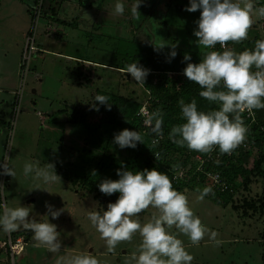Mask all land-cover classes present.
<instances>
[{"label":"rangeland","instance_id":"1","mask_svg":"<svg viewBox=\"0 0 264 264\" xmlns=\"http://www.w3.org/2000/svg\"><path fill=\"white\" fill-rule=\"evenodd\" d=\"M123 2L125 13L115 15V0H0V159H6L16 172L15 178L0 176L2 199L10 207L32 205L40 215L46 211L45 202L64 208L57 219L49 217L61 234L59 253L36 246L30 231H0V264H55L57 256L76 255L92 246L106 249L87 212L103 211L118 193L106 196L97 183L117 179L116 169L122 165L133 172L138 169L129 164L128 147L120 149L112 142L115 131L109 136L105 132L104 126L111 123L101 119L102 110L94 112L89 103L97 94L142 100L147 89L122 69L152 42L176 43V50L197 51L202 57L211 50L195 44L193 29L200 10H184L188 0H145L138 9L139 20H133L128 11L133 0ZM248 35L255 40L264 38L262 19H254ZM27 37L34 39V50L25 59ZM79 62L93 64V83H74L72 71ZM263 113L264 109H254L251 115ZM93 126L96 130L91 136ZM117 126L124 128L126 123ZM240 152L244 161L257 156L255 149ZM169 156L171 162L182 158L173 151ZM103 157H109L110 165L93 174ZM26 161L38 162L40 167L54 163L61 181L46 185L51 193L31 189L36 181L23 175ZM256 170L247 179L239 178L229 193L218 194V202L209 194L197 199L200 189L212 188L208 176L195 179V186H190V180L180 189L173 186L187 196L201 222L216 233L214 239L206 234L196 245L179 236L193 256L192 264H264V159ZM153 213L156 209L150 206L138 218L144 223ZM171 231L177 230L173 227ZM140 241L139 234H134L113 252L125 253L121 247L129 244L123 264H132L128 258L138 249L132 244ZM114 260L121 261L118 256Z\"/></svg>","mask_w":264,"mask_h":264},{"label":"clouds","instance_id":"2","mask_svg":"<svg viewBox=\"0 0 264 264\" xmlns=\"http://www.w3.org/2000/svg\"><path fill=\"white\" fill-rule=\"evenodd\" d=\"M144 2L133 0L128 9L133 20L140 19L138 9ZM197 9L200 12L193 29L197 38L195 44L206 49H214L219 44L220 50L207 51L195 63L190 53L185 52L182 62L186 64L182 72L189 81L200 86L198 95L217 107L202 111L198 110L195 99L187 103L181 100L183 122L168 130V138L176 145L200 153H209L215 146L221 154H229L246 139L248 128L242 113L251 115L254 109H264V38L256 40L253 48L239 52L226 47L225 43L245 40L254 19H264V5L254 7V0H188L184 10L194 12ZM112 11L115 15H123V0H115ZM152 45L157 52L168 48L166 62L177 56L176 43L152 42ZM122 71L137 84L144 85L150 69L136 60L128 63ZM89 104L96 111L100 105L106 110L111 108L109 97L104 94L95 95ZM138 115L143 117L144 126L154 134L152 145L156 146L164 131L161 110L149 112L142 108ZM112 142L120 149L136 148L138 142L144 143L141 133L129 128L115 132ZM152 153L158 160L160 153ZM22 173L36 181L31 189L49 192L46 185L61 181L52 162L40 167L38 162L26 161ZM3 175L16 176L14 167L6 159H0V176ZM116 175L117 179L104 178L97 183L98 190L106 196L118 193L115 201H109L103 211L87 212V218L104 240L107 252L111 253L118 243L130 241L138 233L141 241L132 254L134 264H192L193 256L179 236H186L193 245L206 234L209 239L215 238L216 233L194 214L187 196L173 187L172 180L164 172L156 167L133 172L122 165L116 169ZM3 187L0 182V189ZM211 191V186L203 187L197 199L202 200ZM150 206L156 209V213L141 223L138 214ZM45 209V213L40 215L33 211L32 205L10 207L0 192V231H30L36 246L44 247L49 253H59L61 234L49 217L57 219L64 208L45 202ZM38 215L46 219H38ZM173 227L177 231H171ZM55 264H100V261L94 255L80 253L57 256Z\"/></svg>","mask_w":264,"mask_h":264},{"label":"trees","instance_id":"3","mask_svg":"<svg viewBox=\"0 0 264 264\" xmlns=\"http://www.w3.org/2000/svg\"><path fill=\"white\" fill-rule=\"evenodd\" d=\"M256 5H264V0H257ZM262 23H264V19H262ZM255 41V39H251L248 35L245 40L240 42L227 41L225 46L239 52L245 48L249 49L250 46L254 45ZM211 50H220L219 44L215 45L214 49ZM167 51L168 48L165 47L162 51L157 52L153 50V45H149L136 57L139 64L150 69L144 82V89H147V94L144 91V98L142 100L131 96H108L109 102H111L110 110H106L103 105L99 106V109L102 110L100 114L102 113L103 115L101 119L106 124L111 123V126H104L105 132L109 136L113 130L118 132L123 129L117 126L118 123H126L124 128L136 129L141 133L144 143L138 142L136 148H127L129 151V164L131 167L136 166V169H151L156 167L159 171L168 175V169L174 165H186L197 160H202L204 170H219L224 188L221 189V192H218L216 187H212V191L209 193L215 202H218V194L224 195L229 193L239 178L247 179L249 175L255 172L259 163L264 159V113L259 117H253L247 112L242 113L244 123L248 128L246 139L229 154H221L218 148L214 146L213 150L209 152L211 153V157L208 158L209 153H200L189 150L186 146L181 147L174 144L168 138V130L173 125L183 122V118L180 115L181 100L187 103L195 99L198 110L202 111H209L217 106L200 97L198 95L200 86L195 82L189 81L182 72L186 64V62H182V56L185 52L190 53L191 60L194 63L202 59L201 54L197 51L177 49V56L171 62H166L165 56ZM79 64L80 66L72 71L75 77L74 83L77 86L93 83L91 80L93 64L87 62H79ZM143 103H147V106L151 110L159 109L162 112L164 131L162 139L156 146L152 145L150 132L143 131L144 127L137 114L139 107ZM93 111L97 113L96 110ZM95 127L91 128V136L96 130ZM248 149H255L257 156L248 157V160H250L244 161V153L240 151L245 152ZM157 151L160 153L158 160L155 159L152 153ZM170 151L178 153L182 158L171 162ZM86 153L90 152L87 151ZM108 158L103 157L98 160L93 174L99 173L101 169L106 170L110 165L107 162ZM196 176L199 177L190 179V186H195L193 182L195 179H204L206 177L205 173L201 171L194 172L193 177ZM173 186L179 189L182 188L181 184H173Z\"/></svg>","mask_w":264,"mask_h":264},{"label":"built area","instance_id":"4","mask_svg":"<svg viewBox=\"0 0 264 264\" xmlns=\"http://www.w3.org/2000/svg\"><path fill=\"white\" fill-rule=\"evenodd\" d=\"M34 39L32 37H27L26 38V43H25V48H24V53L23 57L25 59H28L29 53L34 50ZM27 57V58H26ZM145 109L146 111H154L151 110L148 106L147 103H143L139 109L137 114L140 112L141 109ZM139 118L141 120V124L144 127V132H149V130L144 126L143 124V117L139 115ZM151 134V133H150ZM151 140L154 138V134H151ZM162 139L159 138V142ZM158 142V143H159ZM211 153L208 154V158H210ZM207 158V159H208ZM196 171H201L205 173V176H208L210 180L212 181V187H216L217 189H222L224 188V184L222 183V178H221V172L219 170H204V167L202 166V160H197L194 161L193 163H189L186 165H174L170 169H168V177L170 180H172V183L174 184H182L184 182H188L191 178H198L199 176L193 177L194 172Z\"/></svg>","mask_w":264,"mask_h":264},{"label":"crops","instance_id":"5","mask_svg":"<svg viewBox=\"0 0 264 264\" xmlns=\"http://www.w3.org/2000/svg\"><path fill=\"white\" fill-rule=\"evenodd\" d=\"M128 245L129 244L125 245V247H121V248H123L122 251L126 250L125 253H123V252L118 253V251H114V252L112 251L111 253H109V252H107L106 249H102V247L97 248L96 246L95 247L92 246V247H88V249H86L84 251H82V250L78 251L77 254L85 253V254L94 255L100 261V264H123V262H125V260L127 259L125 257L130 252L128 250L129 248L127 247ZM132 245H133V247L139 246V244H135V243H133ZM114 256H118V260L121 259V261L114 260ZM128 259H130L132 264H134V260L132 258H128ZM124 264H126V263H124Z\"/></svg>","mask_w":264,"mask_h":264}]
</instances>
